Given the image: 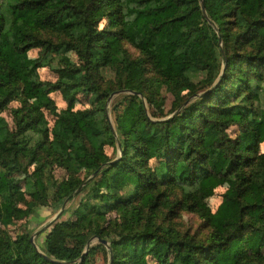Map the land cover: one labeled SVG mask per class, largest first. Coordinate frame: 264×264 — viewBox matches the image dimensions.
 I'll return each instance as SVG.
<instances>
[{
  "label": "trees",
  "instance_id": "16d2710c",
  "mask_svg": "<svg viewBox=\"0 0 264 264\" xmlns=\"http://www.w3.org/2000/svg\"><path fill=\"white\" fill-rule=\"evenodd\" d=\"M202 1L205 15L200 0H0V115L13 100L22 104L14 130L0 116V264H96L94 251L107 253L102 245L81 260L94 237L110 242L111 264H264V0ZM124 45L139 56L131 58ZM167 47L177 74L154 79V60ZM70 52L78 65L61 66L56 82H42L38 71ZM107 70L116 90L141 94L149 107L153 81L186 88L200 74L207 91L160 122L146 116L137 96H125L113 109V131ZM54 93L68 109L57 111ZM80 95L95 97L91 107L69 110ZM46 113L54 117L51 128ZM117 143L121 157L112 162L105 149L115 152ZM34 165L66 172L55 200L48 201L42 179L29 181L26 193L15 190L13 178ZM217 178L228 189L216 212L195 211L211 230L204 241L163 233L145 215L175 193L189 207ZM80 187L87 199L73 220L60 218L42 233L40 253L29 231L11 237V226ZM109 214L116 215L113 226Z\"/></svg>",
  "mask_w": 264,
  "mask_h": 264
},
{
  "label": "rangeland",
  "instance_id": "374dc122",
  "mask_svg": "<svg viewBox=\"0 0 264 264\" xmlns=\"http://www.w3.org/2000/svg\"><path fill=\"white\" fill-rule=\"evenodd\" d=\"M105 23L106 22L103 23V26ZM124 48L127 50L131 58H137L139 56L138 52H136L129 45H124ZM172 53L173 49L171 47L163 49L160 56L154 60L153 67L155 71H153L151 68H148L149 71H153L154 79L160 80V77H158L159 75L162 78H168L177 74V71L170 65ZM38 56L39 51L37 50L31 51L28 54V58L31 61L36 60ZM51 63L52 64L50 67L42 68L38 71L39 78L42 82H56V69L61 66H77L78 60L76 55L70 52L58 58H52ZM102 76L104 77L103 88L106 87L108 91H112V93H110L109 96L104 99V102L107 107V119L113 131L115 129L113 109L118 108L119 106L117 105L125 104L123 100V97L125 96H137L144 106L146 116L154 122H160L177 116L187 106V104L195 103L197 100L189 98L192 94L195 93L197 96H200L207 91L201 89V80L203 76L200 74L192 78L193 86L186 88L176 85L169 89L164 84L159 83L160 81H153L155 85V95L153 96V105L149 107L147 101L141 94H136L133 92H119V90H116V87L114 86L115 76L111 71H105ZM94 98L95 97L80 95L72 103V106L69 107V110L78 111L88 109L91 107L90 105H92ZM51 99L54 101L58 112L68 109L67 104L63 101L59 93L52 94ZM186 99L188 100L187 102H185ZM261 99L264 100V95L261 97ZM21 105L20 99L13 100L0 115L5 119L11 130L15 129L14 112L16 109L20 108ZM260 106L263 109V112L261 113L262 126L260 130L263 141L259 147V156L262 158V160H264V104ZM45 115L48 120L49 127L51 128L54 123V117L48 115L47 113ZM237 131L238 128L233 127L228 131V134L231 137H235ZM105 153L111 157L112 162L119 160L121 157L120 144L117 143L115 152L111 148H106ZM78 175L82 178L85 177L84 172H79ZM94 178V174L91 176L89 175L85 181L89 182ZM38 179H42L46 187L48 201H52L55 200L54 194L56 193L58 186L67 179V175L66 172L61 168L54 167L51 170H44L34 165L29 168L27 175H17L13 178L14 188L17 192L26 193L27 183L29 181L36 182ZM81 189L82 187L75 191L71 199L67 198L54 206L40 207L27 220L18 222L11 226L8 229L11 237L14 238L15 236L23 233V231L27 230L31 233V237H34V243L37 249L41 252V249L38 248L36 244V240L41 239V237L44 235L42 233L58 219L61 218V221L73 220V215L77 209V206L87 199V192H84L80 195ZM227 189L228 184L224 179H213L210 181L206 191L200 193L196 197L195 201H190L191 204H189V207H187L186 204L182 205L180 193H175L174 195L162 198L157 210L153 212L145 210V215L151 217L154 221L153 224L158 227L160 231H163V233L173 231V233H177L180 236H185V238H194L196 241L202 242L208 238L211 230L199 217V214L195 212L197 211L196 208L213 214L221 204L222 197ZM66 201L68 202L65 205L61 215L58 217V219H55ZM106 217L108 220H110V223L113 226L116 220V215L109 214ZM107 243L110 246V242L108 240ZM97 245L100 244L94 242L91 247H96ZM104 249L107 253L100 249L94 251V259L96 264L110 263L109 259L111 255V248L109 247V249H107L104 247ZM148 264L154 263L152 260H148Z\"/></svg>",
  "mask_w": 264,
  "mask_h": 264
},
{
  "label": "water",
  "instance_id": "95a60500",
  "mask_svg": "<svg viewBox=\"0 0 264 264\" xmlns=\"http://www.w3.org/2000/svg\"><path fill=\"white\" fill-rule=\"evenodd\" d=\"M200 3H201V10H202L203 14L205 15V7H204V4H203V1L200 0ZM94 175H96V173H95ZM67 202H68V201H66V202L63 204L60 213L57 215V217H56L55 219H58V217L61 215L62 211L64 210L65 205L67 204ZM55 219H54V220H55ZM52 222H53V221H52ZM94 242L99 243L100 245L106 247L107 249H109V247H110L109 244H108L106 241H103V240H100L99 238L94 237V238H92V239H90V240L88 241V243H87V245H86V248H85V251H84V253H83L82 257H81V260L83 259L84 255L88 252V250L91 248V245H92ZM30 243L32 244V246L35 247L36 251H37L38 253H40V251L37 249V247H36V245H35V243H34V237H31V238H30ZM46 259L49 260V261H52V260H50L49 258H46ZM109 262H110L109 264L112 263V257H111V255H110Z\"/></svg>",
  "mask_w": 264,
  "mask_h": 264
},
{
  "label": "crops",
  "instance_id": "0c3cea01",
  "mask_svg": "<svg viewBox=\"0 0 264 264\" xmlns=\"http://www.w3.org/2000/svg\"><path fill=\"white\" fill-rule=\"evenodd\" d=\"M44 239H45V234L41 237V239L36 240V244L38 248L42 249L44 245Z\"/></svg>",
  "mask_w": 264,
  "mask_h": 264
}]
</instances>
